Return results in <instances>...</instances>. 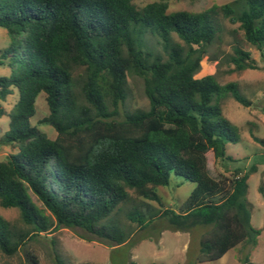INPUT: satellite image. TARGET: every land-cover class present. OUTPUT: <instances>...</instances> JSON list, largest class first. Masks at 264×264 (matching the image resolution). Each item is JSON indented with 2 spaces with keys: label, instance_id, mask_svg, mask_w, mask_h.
Wrapping results in <instances>:
<instances>
[{
  "label": "trees",
  "instance_id": "16d2710c",
  "mask_svg": "<svg viewBox=\"0 0 264 264\" xmlns=\"http://www.w3.org/2000/svg\"><path fill=\"white\" fill-rule=\"evenodd\" d=\"M134 1L150 3L137 9ZM170 1L0 0V29L10 40L0 55V66L10 70L0 76V118H9L1 144L16 149L0 160V207L16 209L21 223L0 215L3 256L14 257L28 241L59 228L78 229L86 242L123 246L132 235L122 207L132 194L145 212L133 207L125 220L140 231L161 219L173 233L206 230L198 264L242 244L257 245L261 231L251 226L247 199L255 168L236 169L230 180L219 181L208 170L210 160L232 161L226 146L241 142L223 115V99L245 108L251 103L234 83L195 77L219 39V14L239 24L264 58V0H241L238 12L227 4L200 13H168ZM231 62L236 73L257 70L250 53L237 47ZM130 75L143 81L146 111H122ZM13 90L18 100L6 114L1 103ZM41 93L48 116L39 125L52 127L54 140L30 124ZM253 139L264 147V140ZM172 175L195 185L173 211L162 209L157 195ZM52 255L54 264H65L55 249ZM241 263L251 264L246 257Z\"/></svg>",
  "mask_w": 264,
  "mask_h": 264
},
{
  "label": "rangeland",
  "instance_id": "374dc122",
  "mask_svg": "<svg viewBox=\"0 0 264 264\" xmlns=\"http://www.w3.org/2000/svg\"><path fill=\"white\" fill-rule=\"evenodd\" d=\"M149 1H134L137 9H142ZM231 4L238 12L242 10L241 0H172L168 3V13L185 11L200 13L213 6H224ZM217 21L221 26L219 39L209 48L208 55L201 62V70L196 79L208 75H215L220 85L234 83L237 85L238 93L247 99L251 106L245 108L234 101L230 96L223 99L221 108L223 115L239 130L241 142L238 144H227L226 153L232 161L210 160L208 165L209 175L219 180H230L236 169L249 172L255 168V173L248 180L247 199L252 207L251 226L260 230L257 245H239L231 250L220 260L205 264H242L241 260L246 257L251 264H264V147L254 141V137L264 140V58L245 39L239 24H232L228 19L218 15ZM175 41H178L174 37ZM9 37L5 30L0 29V55L1 51L8 47ZM156 52L161 48L155 42ZM237 47L249 52L251 59L255 62L257 70H246L241 73L233 72V49ZM10 70L0 66V76H8ZM128 96L122 111L133 112L136 110L146 111L148 101L143 92V81L130 75L127 82ZM45 94L41 93L35 103V116L30 124L44 133L50 140L56 137L55 130L47 125H39V122L48 116ZM18 100V93L13 94L1 103V107L8 114ZM9 129V118H0V160L16 149L1 144L4 134ZM195 185L180 177L171 176L167 187L157 189L162 209L176 210L182 205L194 190ZM262 188V193L259 191ZM33 202L38 208L43 209L35 197ZM139 199L132 194L129 203L122 207L121 220L126 231L131 233L125 245L109 248L99 242H86L82 240V233L78 229L67 230L59 228L41 235L26 243V248L20 250L14 257L8 258L0 253V264H30L26 253L33 255L38 264H54L52 250L55 249L60 259L65 264H198L197 257L200 251L199 240L205 233V229L196 228L190 233H173L168 230L165 219L152 220L142 231L135 224L125 220V214L133 207H139ZM154 209H160L157 204L152 205ZM140 208V207H139ZM161 209V210H162ZM145 212L144 208H140ZM0 215L13 225L21 227L19 212L16 209H2ZM46 215L49 213L46 212ZM54 241V247L51 244Z\"/></svg>",
  "mask_w": 264,
  "mask_h": 264
}]
</instances>
